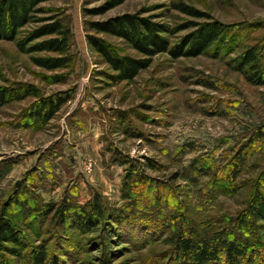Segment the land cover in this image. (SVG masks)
I'll return each mask as SVG.
<instances>
[{
	"label": "rangeland",
	"instance_id": "374dc122",
	"mask_svg": "<svg viewBox=\"0 0 264 264\" xmlns=\"http://www.w3.org/2000/svg\"><path fill=\"white\" fill-rule=\"evenodd\" d=\"M106 1L39 4L46 10L37 17L47 18L50 9L67 17L69 68L45 70L30 58L51 53L17 49L16 40L37 23L20 28L13 40L0 39V90L31 86L38 94L0 105V201L15 200L11 208L27 246L21 257L40 246L49 264H172L165 258L169 236L176 226L189 228L175 220L184 215L201 232H223L224 239L231 233L261 251L264 217H252L251 204L264 201V84L247 81L236 61L256 45L264 69V0H122L101 11ZM175 2L205 15L185 14ZM91 8L100 11L86 14ZM136 11L175 28L165 34L171 45L203 21L221 22L226 35L197 56L157 53L131 82H116L89 47L85 22ZM98 35L120 52L142 57L123 39ZM63 92L71 98L52 118L34 117L39 97ZM121 160L142 164L137 185L129 178L125 189L129 163ZM47 204L69 211L37 217L35 210ZM93 204L105 216L82 225L77 212L92 211ZM123 206L129 218L116 221L111 213ZM21 257L9 260L25 264Z\"/></svg>",
	"mask_w": 264,
	"mask_h": 264
},
{
	"label": "trees",
	"instance_id": "16d2710c",
	"mask_svg": "<svg viewBox=\"0 0 264 264\" xmlns=\"http://www.w3.org/2000/svg\"><path fill=\"white\" fill-rule=\"evenodd\" d=\"M47 0H0V39H15L20 28L28 23H37L35 27L27 30L25 34L16 40V47L22 53L48 52L52 55L31 56V62L45 70L66 69L73 64L72 32L67 17H62L58 12L53 11L47 18L37 17L38 13L46 10L40 3ZM122 0H107L101 11L118 4ZM174 8L194 17H201L205 14L193 6L184 2H175ZM59 11V10H58ZM61 11V10H60ZM86 13V10H83ZM97 8H91L86 14L99 13ZM86 41L89 47L96 52L113 72L112 78L116 82H131L142 69L147 68L154 55L160 52H168L172 57L179 56H197L205 53L207 49L221 38H225L226 26L217 20L203 21L196 25V28L184 35L182 39L171 45L166 33H173L169 30L167 24L156 22L152 16H142L140 12L122 13L104 20L86 21ZM90 31V32H89ZM93 32V33H91ZM105 33L123 39L132 49L142 54V57H134L129 54L120 52L112 43L98 34ZM263 57L262 49L256 45L244 49L240 56L237 57L236 67L244 75L245 79L256 85L264 84V69L261 59ZM57 78V77H56ZM58 81V80H57ZM25 90V91H24ZM27 95L37 96L36 90L25 86L19 88L1 89L0 105L10 99H19ZM71 98L67 92L57 93L46 97H39V102L35 106L36 119L49 120L61 108V106ZM126 161V160H124ZM121 164L129 163L126 174L125 189L128 185V179L132 178V183L136 185L142 177L141 163L127 160ZM149 165H151L149 163ZM151 167V166H150ZM5 171L0 167V180ZM131 185V184H129ZM135 185V187H137ZM129 190H134L129 188ZM132 201V195L127 192L124 196ZM154 196V200H155ZM12 204H15L13 200ZM158 201V200H157ZM11 202L0 201V264H11L9 257H21L22 252L26 250L25 236L20 227V217L17 211L11 208ZM47 207V208H46ZM251 216L264 217V201L256 205L251 204ZM46 208V209H45ZM39 209H45L39 212ZM36 211L37 217L50 211H57V216L64 217L69 211V207L55 208L53 204H47ZM129 209V208H127ZM149 212H153L149 208ZM35 213V214H36ZM131 214L133 212H130ZM115 215L116 221H122L120 215L128 219L126 207L116 208L111 213ZM47 215V214H45ZM261 215V216H260ZM77 216L83 223L90 221H99L100 217L105 216V211L101 206L93 204V210L81 208ZM173 219V212L169 218ZM167 218L162 217L163 225H166ZM176 221L184 222L189 228L184 229L176 226L169 236V251L167 256L170 257L172 264H240L243 259L250 261L260 259L264 262V248L261 251L254 252L249 248L248 242H242L233 234L229 233L228 239H224V233L220 237H215L210 230L201 232L197 227L192 226L190 219L184 216L175 217ZM195 225V224H194ZM30 254L26 257L24 254L25 264H49L46 250L40 246L31 249ZM168 251V250H167ZM258 255V256H257ZM257 256V257H256Z\"/></svg>",
	"mask_w": 264,
	"mask_h": 264
}]
</instances>
